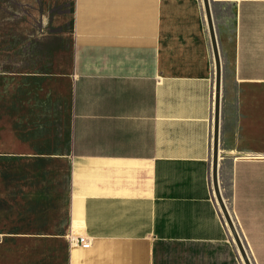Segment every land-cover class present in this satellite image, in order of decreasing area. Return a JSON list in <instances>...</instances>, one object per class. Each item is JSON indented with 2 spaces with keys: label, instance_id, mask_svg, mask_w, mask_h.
Segmentation results:
<instances>
[{
  "label": "crops",
  "instance_id": "1",
  "mask_svg": "<svg viewBox=\"0 0 264 264\" xmlns=\"http://www.w3.org/2000/svg\"><path fill=\"white\" fill-rule=\"evenodd\" d=\"M14 1L13 20L0 6V161L29 167L39 185L22 194L46 201L11 202L0 183V264H244L212 184L203 1ZM209 2L217 182L264 264V0Z\"/></svg>",
  "mask_w": 264,
  "mask_h": 264
},
{
  "label": "rangeland",
  "instance_id": "2",
  "mask_svg": "<svg viewBox=\"0 0 264 264\" xmlns=\"http://www.w3.org/2000/svg\"><path fill=\"white\" fill-rule=\"evenodd\" d=\"M0 6L6 11L7 14V20H13L11 14L15 10H19V5L14 0H2L0 3ZM29 51V50H28ZM28 51L25 53L28 54ZM14 52L9 51L7 52V60L13 57ZM12 60V58H11ZM13 66H10V69H12ZM9 69L6 66V70ZM29 167H22V165L18 162H12V161H0V183L2 192H6V199L11 202H24L27 204V200L31 198H37L38 201L44 202L46 201V197L44 195H23V190L21 186L24 188L30 187H36L39 185L36 178L33 177V173H31V170L28 169ZM60 174V173H59ZM55 182L57 179L55 178ZM58 183V184H57ZM26 201V202H25ZM67 201V195L64 190L62 191L61 182L58 181L55 183V193L48 198V203L52 204V210H53V216L55 219H59L60 222L65 223V206ZM74 234H80L78 229L74 228Z\"/></svg>",
  "mask_w": 264,
  "mask_h": 264
},
{
  "label": "water",
  "instance_id": "3",
  "mask_svg": "<svg viewBox=\"0 0 264 264\" xmlns=\"http://www.w3.org/2000/svg\"><path fill=\"white\" fill-rule=\"evenodd\" d=\"M202 1H203V6H204L205 16H206L207 26L209 30V36H210L212 52H213V57H214V65H215L214 154H213V169H212L213 190H214L215 197L218 201L219 207L221 209L223 218L225 222L227 223L229 230L231 232V235L240 251L243 263L252 264L251 260L247 257L243 242L241 241L239 234L237 233L234 222L220 194L219 186L217 182V140H218V122H219V91H220V78H221V62H220L217 40L215 36V30H214L213 22L211 19L210 2L209 0H202Z\"/></svg>",
  "mask_w": 264,
  "mask_h": 264
},
{
  "label": "built area",
  "instance_id": "4",
  "mask_svg": "<svg viewBox=\"0 0 264 264\" xmlns=\"http://www.w3.org/2000/svg\"><path fill=\"white\" fill-rule=\"evenodd\" d=\"M73 231L70 232V234L68 235V240L70 242L71 245L73 246H78L80 248L83 249H88L91 246V243L89 241V239H87L85 236L81 235V234H74Z\"/></svg>",
  "mask_w": 264,
  "mask_h": 264
}]
</instances>
